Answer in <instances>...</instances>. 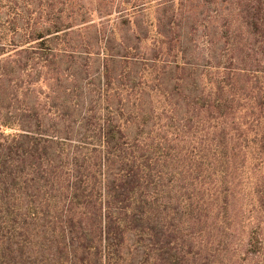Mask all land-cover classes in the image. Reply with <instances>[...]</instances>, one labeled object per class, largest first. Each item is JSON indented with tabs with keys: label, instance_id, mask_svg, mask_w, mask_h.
I'll return each instance as SVG.
<instances>
[{
	"label": "trees",
	"instance_id": "obj_1",
	"mask_svg": "<svg viewBox=\"0 0 264 264\" xmlns=\"http://www.w3.org/2000/svg\"><path fill=\"white\" fill-rule=\"evenodd\" d=\"M215 10L218 63L196 78L128 79L109 66L139 58L124 48L83 83L63 71L49 108L0 103V264H264V0ZM165 49L149 62L179 67Z\"/></svg>",
	"mask_w": 264,
	"mask_h": 264
},
{
	"label": "rangeland",
	"instance_id": "obj_2",
	"mask_svg": "<svg viewBox=\"0 0 264 264\" xmlns=\"http://www.w3.org/2000/svg\"><path fill=\"white\" fill-rule=\"evenodd\" d=\"M222 1L0 0V74L4 75L0 79V103L6 108L9 96L16 94L14 106L18 111L33 105L49 108L66 84L63 71L76 72L81 81L87 74L100 72L104 54L124 53V48L139 58L116 59L109 66L115 73L125 71L128 79L142 72H158L166 80L171 75L195 76L190 68L218 63L222 43L215 39V9L216 2ZM16 5L31 10L30 16L26 14L27 25L22 23L25 21L12 24L18 14ZM32 28L35 35L38 31L51 33L46 35L51 41L43 45L35 35L26 36ZM168 42L178 52L177 59H169L174 58L179 67L171 62L152 65L149 58L155 53L166 56ZM183 62L191 63L184 67L189 72L181 71ZM97 82L93 81L94 86ZM38 111L40 117L41 109ZM3 118L1 110L0 121ZM5 131L15 130L8 127Z\"/></svg>",
	"mask_w": 264,
	"mask_h": 264
}]
</instances>
